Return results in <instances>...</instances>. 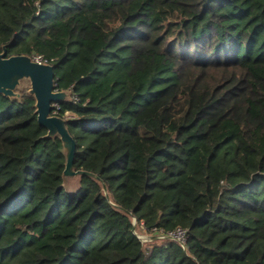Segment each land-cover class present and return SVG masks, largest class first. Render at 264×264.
<instances>
[{"label":"trees","instance_id":"trees-1","mask_svg":"<svg viewBox=\"0 0 264 264\" xmlns=\"http://www.w3.org/2000/svg\"><path fill=\"white\" fill-rule=\"evenodd\" d=\"M4 45L55 66L75 168L165 237L67 191L34 96L0 94V264H264V0H0Z\"/></svg>","mask_w":264,"mask_h":264},{"label":"water","instance_id":"water-1","mask_svg":"<svg viewBox=\"0 0 264 264\" xmlns=\"http://www.w3.org/2000/svg\"><path fill=\"white\" fill-rule=\"evenodd\" d=\"M25 79L30 82L28 93L33 95L36 100L35 111L38 122L47 129L45 137H59L62 141L65 155V168L62 177L65 189L69 192L79 189L83 175L96 179L100 182L110 203L132 217L133 230L136 233V217L111 199L106 183L95 173L75 168L76 141L68 128L67 120L54 113L56 104L72 100V90L56 89V71L53 64L36 61L26 54L9 56L7 46L4 45L0 51V94L11 98H20L22 95L21 83Z\"/></svg>","mask_w":264,"mask_h":264},{"label":"rangeland","instance_id":"rangeland-1","mask_svg":"<svg viewBox=\"0 0 264 264\" xmlns=\"http://www.w3.org/2000/svg\"><path fill=\"white\" fill-rule=\"evenodd\" d=\"M21 87H22L21 92L22 91H28V89L30 87L29 80H27V79L23 80L21 83ZM135 230H136V234L138 235V237L145 244H149V243L154 242V241H159L161 238L164 237L161 235H156V234L146 232V230L144 229V226L142 224H139L138 222L136 223Z\"/></svg>","mask_w":264,"mask_h":264},{"label":"built area","instance_id":"built-area-1","mask_svg":"<svg viewBox=\"0 0 264 264\" xmlns=\"http://www.w3.org/2000/svg\"><path fill=\"white\" fill-rule=\"evenodd\" d=\"M34 60L39 61V62H45V63H49L47 59H44L42 56L38 55V56H34L32 57ZM185 231L183 229H178L177 231L171 233L170 237H174L177 240H179L182 244L185 242ZM164 236V235H163Z\"/></svg>","mask_w":264,"mask_h":264}]
</instances>
